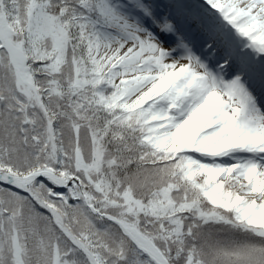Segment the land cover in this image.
<instances>
[{
    "label": "snow or ice",
    "instance_id": "obj_1",
    "mask_svg": "<svg viewBox=\"0 0 264 264\" xmlns=\"http://www.w3.org/2000/svg\"><path fill=\"white\" fill-rule=\"evenodd\" d=\"M0 264H264V0H0Z\"/></svg>",
    "mask_w": 264,
    "mask_h": 264
}]
</instances>
